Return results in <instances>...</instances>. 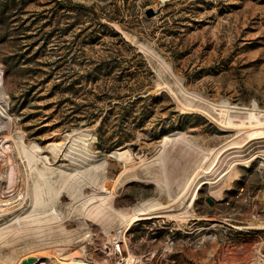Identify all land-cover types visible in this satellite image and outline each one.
<instances>
[{
	"label": "rangeland",
	"instance_id": "374dc122",
	"mask_svg": "<svg viewBox=\"0 0 264 264\" xmlns=\"http://www.w3.org/2000/svg\"><path fill=\"white\" fill-rule=\"evenodd\" d=\"M0 69L9 123L0 128V199L8 201L0 226L13 227V215L31 203L30 169L12 138L18 134L39 144L35 166L53 181L77 166L61 154L68 148L62 134H84L92 157L82 166L100 165V176L82 182L83 195L102 180L113 185L132 161L147 157L121 174L112 204L128 211L144 200L168 205L125 228L114 219L107 233L80 214L81 193L64 191L56 207L66 232L54 224L53 235L36 242L14 229L0 239V264L29 256V264H77L67 254L79 251L88 264H117L110 238L121 229L137 264H205L214 239L222 249L246 250L241 255L252 260L241 264H264V137L244 138L252 127L228 129L212 118L219 108L264 114V0H8L0 9ZM177 129L209 153L207 162L243 154L232 177L199 187L192 204L190 196L184 204L170 199L202 158L180 141L163 147ZM54 144H63L55 154ZM125 147L129 158L115 155ZM11 166L17 172L9 187ZM186 209L191 216L183 223L174 215Z\"/></svg>",
	"mask_w": 264,
	"mask_h": 264
},
{
	"label": "bare ground",
	"instance_id": "6f19581e",
	"mask_svg": "<svg viewBox=\"0 0 264 264\" xmlns=\"http://www.w3.org/2000/svg\"><path fill=\"white\" fill-rule=\"evenodd\" d=\"M160 1L164 2L166 0H160ZM1 83H2V75L0 69V128L5 124H9L6 121V115L8 113L6 105L8 99L4 87L1 85ZM232 111H233L232 109L219 108V112H218L219 115L213 116L212 118H214L213 120H216L222 126L228 129L229 128L237 129L238 127L241 126L252 127V130L249 132V135L244 136V138L248 137L250 139L252 138L260 139L261 137H264V114L262 113H254L252 115L248 113L234 114L232 113ZM238 131H241V129ZM187 134L188 133L183 130H179V129L174 130L173 132L168 133L164 136L162 143H163V147H166L168 146L167 144H169V142L171 141H180L185 143L189 147L193 148V150L196 149L202 154V158L198 161L195 171H193L190 175L186 177V179L183 181V184L180 186L177 194H175L174 197L171 196L170 198L173 201H178L183 203L184 200L188 196H190L192 198V202H191L192 204L196 198L197 189L199 187H201L205 183L208 184L210 183L211 187H214L213 183L216 180H219V178L221 179L223 176L229 173L231 175L228 176L232 177L235 174L233 173V171L236 167V164L239 163L238 161L240 159H242L243 154L240 149H237L228 153L224 152L226 154L223 153L224 154L223 156L216 154L212 158V160L207 162L210 156L208 155L209 153L203 148H200L195 144H193L187 137ZM61 137L63 138L64 142L68 143L67 150H65L64 152L62 151L61 154H63L65 157H68L77 166L72 168L70 172L63 171L60 177L53 181L50 175L48 176L45 173V171L35 166L36 162L40 158L39 151L41 148L39 144L37 142H34L32 144H27L26 141L24 140V137L20 134L12 136L13 141L17 147L18 153L21 155V157L25 158L27 165L30 169V172L27 175V181L29 182V178H30L31 203L27 209H24L19 214L13 215L12 219H15V221L17 222V224H15L13 227L0 226V239L8 232L14 229H18V232L21 233V237H22L21 239H24L25 235L29 234L30 236L36 239L35 240L36 242L44 241L53 235L54 224H58L60 230L66 232L65 219L63 218V216L60 215V212L57 210L56 207L58 199L63 194L64 191H67L71 196H77L79 193H81L82 196H80V198L82 199V201L81 202L79 201V203H81V207L79 208L80 214L82 213L83 216H91L92 218L96 219L98 222H100V224L103 226L104 230L107 233H109L111 228H113L114 219H118L120 223L123 224L122 228H125V226L132 224L136 220L146 218L149 216L158 215L160 214V212L164 211V210L160 211L159 209L165 208V210H167L166 208L168 207V205L166 204H162L161 202L144 200L139 202L137 205H135L132 208V211H128L125 209L115 208V206H113L112 201L110 199V197L113 195L115 190V183L118 181L121 174L124 173L126 170L135 168L144 163L146 164V161H148L149 163V159L147 157L139 156V160H137L138 158L136 159L137 161L131 160L132 166L128 169H124L123 171H121L118 177L114 180L113 185H111V183H109L106 180H102L101 184L98 187V190L94 191L90 195H83L81 192L82 182H87L89 184L95 183L100 176L98 171L100 165H96L93 167L82 166L85 165L86 162L89 165V160L92 157V152L90 150L87 138L84 134L76 135L74 134V132H65V134L63 133ZM242 137H240V139ZM242 140L244 139L242 138ZM237 141L233 144H237ZM62 146L63 144H60L58 147L56 146V144H54L52 146V150L54 154L59 152V150L61 151ZM239 147L240 146H238V148ZM114 151H115L114 152L115 155L125 156L126 158H129L131 155L129 149L126 147L117 148ZM164 159H166V157H164L163 152H161L158 156V160L160 164L164 162ZM81 166L84 168H80ZM162 167L165 168L164 166ZM32 168H34V171L31 170ZM16 172H17L16 168L14 166H11L10 170L8 171L9 187H12L13 184H15ZM216 176H218L217 179L213 180V178ZM195 179H197V181L194 185H192ZM214 191L217 195L221 194L220 187H216ZM26 194L23 193L20 195V197L24 199ZM4 204H8V201L0 199V206L2 205L4 206ZM74 208L75 207L69 210V214L72 212ZM5 209L6 208H2L1 210L4 211ZM76 211H78V209ZM189 215L190 213L188 209H186L183 212H178V214L174 216H176L178 220L184 223L187 220L189 221L190 219ZM83 219H84L82 220L83 225L86 226L87 225L86 218ZM258 220L259 219L252 220V223H256ZM258 226H261L260 227L261 229L264 228V221H262ZM120 232L121 234L119 237L122 239L123 242L122 244H120L119 248L116 247L113 238H110L111 240L109 239L113 245V250L111 249L110 254H113L115 252V254L117 255V261H116L117 264H137V262L140 261V258H136L128 250V247L125 244V240L123 236V229L119 230V233ZM89 236L90 234L85 235L84 238ZM211 242H212V247H210L209 250H207L209 247L207 249L206 248L204 249V251L208 252V253L205 252L206 253V257L204 259L205 264H218V262L220 263L222 262L223 264H229V262L231 264H241L242 261L243 262L248 261L249 258L248 255L246 254L241 255L244 252H246V250L234 252L229 249H222L221 248L222 246H217V239H214ZM126 250L127 253L124 254V251ZM83 255H84V251L82 252L79 251L75 253L72 252L67 254V258L69 260H73V262L77 264H88L84 261V258L82 257ZM238 259H241L242 261H237ZM251 260H249L248 263ZM39 264H46V263L39 262Z\"/></svg>",
	"mask_w": 264,
	"mask_h": 264
},
{
	"label": "trees",
	"instance_id": "16d2710c",
	"mask_svg": "<svg viewBox=\"0 0 264 264\" xmlns=\"http://www.w3.org/2000/svg\"><path fill=\"white\" fill-rule=\"evenodd\" d=\"M7 2H8V0H0L1 11H4V9L7 7ZM93 122H95L94 118L93 119L92 118L87 119V123H93ZM101 123H102V121H101ZM101 123L99 124V127H100Z\"/></svg>",
	"mask_w": 264,
	"mask_h": 264
},
{
	"label": "water",
	"instance_id": "95a60500",
	"mask_svg": "<svg viewBox=\"0 0 264 264\" xmlns=\"http://www.w3.org/2000/svg\"><path fill=\"white\" fill-rule=\"evenodd\" d=\"M34 260V256L26 257L22 260L21 264H29Z\"/></svg>",
	"mask_w": 264,
	"mask_h": 264
},
{
	"label": "built area",
	"instance_id": "2783aa9c",
	"mask_svg": "<svg viewBox=\"0 0 264 264\" xmlns=\"http://www.w3.org/2000/svg\"><path fill=\"white\" fill-rule=\"evenodd\" d=\"M114 242H115L116 247L119 248L120 244H122L123 241L120 237H118L115 239Z\"/></svg>",
	"mask_w": 264,
	"mask_h": 264
}]
</instances>
